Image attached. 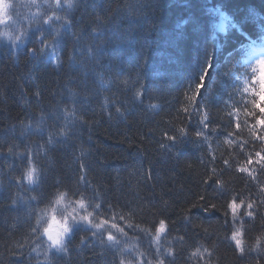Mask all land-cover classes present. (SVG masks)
<instances>
[{"label":"trees","instance_id":"16d2710c","mask_svg":"<svg viewBox=\"0 0 264 264\" xmlns=\"http://www.w3.org/2000/svg\"><path fill=\"white\" fill-rule=\"evenodd\" d=\"M209 2L74 0V9L63 16L71 21V29L62 27L63 20L55 26L64 35L76 32L84 38L83 43L68 44L61 38L55 52L45 49L48 59L44 61L29 58L26 51L40 46L35 40L39 33L32 28H28L26 38L30 44L25 48L0 45V151L5 153L0 156V264H120L121 259L126 264H137L138 259L143 264H156L158 247L161 253L172 249L173 264H204L209 259L212 264H254L255 253L238 259L234 245L225 239L231 235L232 221L229 217L225 224L223 209L211 215L196 210L186 212L200 195H208L221 205L234 194L247 201L250 194L257 193L256 183L237 169L247 166L248 156L264 147L251 136V126L264 117L259 111L264 102L259 99L261 104L245 90L243 55L237 52L242 51L244 43L239 32L255 33L252 25H261L264 0ZM82 5L87 11H82ZM215 8L229 23V30L217 35L216 42L210 36L212 25L208 22L216 18L212 11ZM176 19L181 34L172 39L166 27ZM110 27L115 39L106 37ZM93 28L99 31L93 33ZM136 30L137 36L133 34ZM89 47L94 50L92 55L88 54ZM106 49L117 53L118 58L122 55V59H131L141 69L128 76L122 74L123 67L108 59ZM213 49L218 57L226 58L214 69L209 68L207 76L203 66L206 59L215 60ZM101 52L104 57L99 55ZM54 56L59 57V64ZM149 66L153 69H146ZM223 73L230 78L224 80ZM201 75L205 76L202 82ZM198 82L202 85L199 93ZM37 92L41 93L39 98ZM193 96L194 101L190 99ZM65 110L74 111L67 121ZM42 113L45 118L41 133L36 125ZM206 114L209 128L205 130L200 121ZM65 124L68 139L61 145L48 146L49 132L58 133ZM180 127L186 129L187 138H180L173 147L165 134L179 137ZM257 129L264 133L259 125ZM197 130L204 136L197 138ZM78 134L81 140L76 138ZM9 146H14L15 153L31 149L35 166L44 177L41 188L15 182L28 161L26 155H6ZM224 160L229 161V166L224 165ZM81 164L86 165L83 171ZM249 167L264 183L259 166ZM81 175L91 184L90 188L87 183L80 185L87 210L91 212L99 204L98 212L105 211L103 217L93 216V222L109 219L126 235L117 233L120 244L109 246L106 233L105 244L101 245L99 236L93 239L90 232L74 230L66 242L68 253L57 254L47 248L42 236L49 212L56 204L57 190L53 185L63 181L68 187L60 190H75V180ZM209 177V183L203 184ZM217 179L222 181L223 194L218 191L220 185L214 183ZM40 191L46 198L32 200ZM12 198L18 200L16 206L11 205ZM79 198L69 193L63 201L73 208L72 201ZM186 214L191 223H185ZM38 217H42L39 238L29 235V225L36 226ZM160 219H166L167 228L157 242L152 237ZM246 227L249 244L264 231L259 217ZM180 236L185 237L183 242ZM131 242L143 251H133ZM18 244H24V248L19 249ZM197 248L203 260L199 255L191 257ZM205 248L212 252L211 257ZM21 252L23 256L19 258ZM165 260L168 264L171 258Z\"/></svg>","mask_w":264,"mask_h":264},{"label":"snow or ice","instance_id":"6c2138e0","mask_svg":"<svg viewBox=\"0 0 264 264\" xmlns=\"http://www.w3.org/2000/svg\"><path fill=\"white\" fill-rule=\"evenodd\" d=\"M44 3L47 4V6L51 9H53L51 15H45L42 12L34 13L32 19H28L25 17L24 19L27 21V24L29 28H32L34 32H38L39 35L35 37L36 44H39V47H36L35 45L33 47H28L26 49L27 53L31 57H35L38 60H45L48 59V55L45 52V49H52L53 52L57 49L59 45V41L64 35L60 31V28L55 26V21H61L63 20L62 27H65L66 29H71V21L67 17H61L57 14L56 10H63L65 7L72 8L74 6V0H44ZM36 6L37 8L40 7L38 4V0H24L23 7H31ZM20 5L15 2V0H0V26H4L5 28L9 25H18L17 17L20 16V13L18 11ZM98 21H101V18L97 16L96 18ZM103 23V21H101ZM44 26H47L45 28ZM99 31V28H93L92 32L96 33ZM19 34L12 39V46L15 48L17 46V41L23 45L25 44V37L29 35L28 28L24 27H18ZM0 37L3 38H10L11 33L5 30H0ZM94 53V50L89 47L88 54L92 55ZM262 56H264V53H262ZM53 59L59 64V57H53ZM257 63L264 68V58H261L257 61ZM205 76L201 75L199 78V81H204ZM201 83L198 82L196 84V92L199 93L201 89ZM41 93L37 92L36 96L39 98ZM141 96V93L138 91L136 93V97L139 98ZM191 100H195L196 97L193 96L190 98ZM255 106V105H254ZM117 112L120 111L119 108L116 109ZM185 112L188 111L187 108L184 109ZM259 111L261 113H264V106H261ZM73 112H69L67 110L64 111V117L67 121L69 116H73ZM44 114H41V119L36 125V129L42 133L41 124L44 121ZM200 123L203 126V129L209 128V117L206 114L204 118L200 121ZM257 125H259L261 128H264V117H261L260 119L256 120V123L251 126V136L254 141H259L262 145H264V133L260 132L257 129ZM235 127L239 129L240 125L239 123L235 124ZM179 137L175 135L167 136V139L172 142V146L175 147L178 142H180V138H187V132L184 127H180L178 129ZM49 138L47 141L48 146H55L56 144L63 143L65 140L68 139V131H67V124L63 128L59 130V132H49ZM231 135V133H229ZM195 136L197 138H200L204 136V132L201 130H197L195 132ZM54 137H60L63 139H55ZM14 146H9L7 149L6 155H21L27 157L28 165L25 168L23 174L21 177L16 178V183L18 185L26 182L29 186H35L36 188H41L44 184V177L41 173V170H39L35 166V156L32 153L31 149H26L25 153H15L13 151ZM41 150H44V145H41ZM171 150V149H169ZM5 155L4 152L0 151V156ZM224 165L227 167L229 166V161L224 160ZM245 167H240L237 169L240 173H247V175L251 178V181L256 183L258 187V192L254 194H250V197L247 198V201L242 195L240 194H234L231 199H227L224 204L217 205V203L212 202V200L209 198L208 195H200L198 197V200L196 202H193L190 207L186 210L187 213H191L193 210H196L197 212H202L206 214H214L216 212H220L221 209L222 215L225 220V224L227 225L229 217L232 221V231L230 236H225V239H228L232 242L234 245L233 251L234 254L238 259H243L244 257L248 256L251 253H255L256 257L254 260V264H264V231H261L258 235H256L255 240L253 243L249 244L245 237L247 236L248 229L246 225L249 222L254 223L255 220L259 217L262 221V227H264V183H260L258 181L257 175L255 174V169L250 168L249 166L252 165H258L259 170L261 172H264V147H261L260 150L255 151L253 154H250L246 160ZM81 170L86 169V165L81 164L80 165ZM215 171V170H214ZM150 178V177H149ZM70 179V178H69ZM209 177L208 179L203 180V184L207 185L209 183ZM87 183V187L90 188L91 184L90 182L85 181V176L81 175L77 180H75V190L69 188L68 192L60 190L61 187H68V185L64 184L63 181L57 182L56 185H53V187L56 188L57 194H56V204H60L61 201L71 193V195H79L81 198L76 199L72 201V203L75 205L72 208V211L67 212L66 215H64L62 221L60 222L62 224V228L56 232V234H53L52 229L49 227L43 228V235L47 237V241L50 243L47 244L48 249H54L57 253H68V247L65 243V237L66 235H69L74 230H82L84 232H90L93 239L100 237V243L101 245L105 244L104 235L106 233V240L108 242L109 246H115L120 244V240L117 237V233L126 235L124 233V229L119 227L117 223L111 222L109 219L101 218L99 223L93 222V212H89L86 207V198L84 192L80 191V185ZM216 185H220V188L218 189L219 193L223 194V184L222 181L217 179L214 181ZM29 190H35L33 188H30ZM51 195V194H47ZM255 197V198H253ZM46 198V194L43 191L38 192L37 196H32V200H38ZM20 203H27L26 201H19ZM18 204V200L16 198H12L11 205L16 206ZM165 204H167V201H165ZM97 209L100 207L98 204ZM111 207V205H109ZM77 208L82 210L77 211ZM29 212H31V209H29ZM247 218V219H245ZM52 219V218H51ZM121 220L124 219L123 216L120 217ZM185 223H191L190 216L188 214L184 215L183 217ZM41 220L42 217H38L36 220V226L30 227L29 235H35L37 238H39L40 232V226H41ZM239 221L237 224L236 222ZM129 227H132V225H128ZM167 223L166 219H160L158 226L155 228V235L152 237L153 240L159 241L161 239V234L166 232ZM114 230V231H113ZM87 237H81L80 243H85ZM178 239L183 242L185 237L180 236ZM17 247L19 249L24 248V244H18ZM35 251L36 249H32ZM123 251V250H121ZM204 252L208 253V256H212V252H210L207 248L204 249ZM200 256V259L203 260V255L200 254V249L197 248L196 251H193L191 253V257ZM23 253H20V257L22 258ZM45 256H47V251L45 252ZM157 261L156 264H166L165 257H170L171 260L168 261V264H173L175 260V255L172 251V249H167L164 253H161L159 250V247L157 248L156 252ZM190 257V258H191ZM120 264H125V261L123 259L120 260ZM128 264H132V261H129ZM137 264H143V261L137 260ZM148 264H152L151 261L148 262ZM204 264H212L211 260L204 261Z\"/></svg>","mask_w":264,"mask_h":264},{"label":"rangeland","instance_id":"374dc122","mask_svg":"<svg viewBox=\"0 0 264 264\" xmlns=\"http://www.w3.org/2000/svg\"><path fill=\"white\" fill-rule=\"evenodd\" d=\"M15 2L20 5V7L18 9V11L20 13V16L17 17L18 25H9L6 28L4 26H0V30H5V31H8V32L11 33V37L10 38L0 37V45H3L5 47L11 48V49H23V48L26 47L27 44H30V42L28 41V39L26 37L24 38L25 39V44L21 45L17 41V46L15 48H13V46H12V39H14V37L19 34L18 27L29 28V26L27 24V21L24 18L27 17L28 19H32L33 18V14L34 13H38V12H42L45 15H51L53 9L49 8L47 6V4L44 3V0H38V4L40 5L39 8H37L36 6L23 7L24 0H15ZM81 9H82V11H87V9H86V7L84 5H82ZM68 10H69V8L65 7L63 10H56V11H57L58 15L63 17L64 14H66L68 12ZM57 22H60V21H55L54 22L56 26H58ZM216 26H217L216 27L217 30L221 31V23H218ZM44 27H46V26H44ZM211 30H212V28H211ZM262 53H264V52L257 53L258 57L255 59L256 62L258 60H260L261 58H264V56H262ZM48 54H50L51 57H52L51 52H49ZM29 58H33V57L29 56ZM33 59H36V58L34 57ZM253 60H254V58H253ZM52 67L54 69H58L56 65H52ZM257 73H258V76H257L258 77V81L260 82V84H264V68H262L258 63H257ZM112 88L116 89L115 86L112 87ZM144 110H146V109L144 108ZM59 145H61V143H59ZM24 183H25V185H27L26 182H24ZM27 186H29V185H27ZM70 211H72V208L67 207L66 205H64L62 203L56 204L54 209H53V212H51V216L49 218V222L51 221V218L53 216L56 217V220L58 222H61L63 217H64V215H66L67 212H70ZM77 211H81V210L77 208ZM55 230H56V227H55V225H53V231H55ZM67 236L68 235H66L65 240H66ZM43 237H44V239L46 241V245L48 243H50L49 241H47V237L46 236L43 235ZM49 250L57 253L54 249H49Z\"/></svg>","mask_w":264,"mask_h":264},{"label":"bare ground","instance_id":"6f19581e","mask_svg":"<svg viewBox=\"0 0 264 264\" xmlns=\"http://www.w3.org/2000/svg\"><path fill=\"white\" fill-rule=\"evenodd\" d=\"M116 1V0H115ZM118 1V0H117ZM208 2H209V0H208ZM211 2H209V4H210ZM208 4V5H209ZM69 9H71V10H73L74 8H69ZM201 9H202V12L203 11H205V9H204V5H202L201 6ZM218 9V8H217ZM69 11V10H68ZM208 18V17H207ZM208 22H209V24L210 25H212L213 26V21L211 20V19H208ZM179 25H180V22H179V20L178 19H176V20H173V23L172 24H169V26H167L166 27V31H168L167 33L170 35V37L172 38L173 36L176 38H178V36H177V34L178 35H180L181 34V30L179 29ZM229 30V23H227L226 22V24H225V26L222 28V30H221V32H222V34H224V33H226L227 31ZM114 30L110 27V30L108 31V33L109 34H107V33H105L107 36L106 37H111V38H113V39H115L114 38ZM133 34L135 35V36H137V34H138V31L136 30V31H133ZM62 38H65L66 39V41L68 42V44L70 43V41H76V42H78V43H83L85 40H84V38L83 37H81V36H78L77 35V33L76 32H73L72 34H65V35H63L62 36ZM180 38V37H179ZM173 39V38H172ZM60 42V41H59ZM257 48H258V51L259 52H264V49L261 47V46H259V45H257ZM67 50V49H66ZM16 51V50H15ZM106 51L108 52V53H110V52H112V50L110 49V50H108V49H106ZM238 53H240L241 55H243V54H245V53H247L248 52V50H245V51H241V52H239V51H237ZM99 55L102 57L103 56V52H101V53H99ZM212 55H214V58H215V60H208V59H206L205 60V63H204V66H203V68H205V70H204V72H205V74L208 76V74L211 72L210 71V69L209 68H211V67H213L212 69H214L216 66H214V65H217L220 61H224V59L226 58V57H224L223 55H222V57H218L217 55H219L218 53H217V51H216V49H213V53H212ZM121 56L122 55H120L119 56V58H118V54L116 53V54H114V53H110L107 57H108V59L112 62L113 60H115V61H117V63L119 64V65H121L122 67H123V70L124 71H121V73L122 74H124V73H128L126 76H128V75H130V74H132L136 69H141L140 68V66H138V65H135V64H132L131 63V59H122L121 58ZM104 57V56H103ZM118 58V59H117ZM217 59V60H216ZM251 60V58H250V55L249 56H247V57H245L243 60ZM38 60V59H37ZM38 61H40V60H38ZM130 64H132L133 66H131ZM151 66H156V64L155 65H151ZM151 66H149V67H146V69H149V70H152L153 68L151 67ZM243 66V65H242ZM145 69V70H146ZM210 71V72H209ZM220 74L218 75V78L219 79H221L220 77L222 76V73L221 72H219ZM223 75H224V80H227L228 78H230V76L229 75H227L226 73H223ZM243 81H244V79H243ZM232 82H230V85H232L231 84ZM259 81L257 82V88L259 89ZM258 94V92L255 94V96ZM76 134V133H75ZM80 134H78V136L76 137V138H80V140H81V137L79 136ZM74 137H75V135H74ZM90 212V211H89ZM91 212H93V216L94 217H96V216H99V215H101L102 217L104 216V213H105V211H102L101 212V214L98 212V209H97V207H94L93 208V211L91 210ZM98 221V220H97ZM100 221V220H99ZM89 234V233H88ZM88 234H86V236H88ZM151 242V241H150ZM131 247H132V249H133V251H139V252H142L143 251V249L141 248V246L139 245H137L136 243H134V242H131ZM111 251V250H110ZM112 253V252H111ZM127 262H125V264H126Z\"/></svg>","mask_w":264,"mask_h":264},{"label":"clouds","instance_id":"9594fccd","mask_svg":"<svg viewBox=\"0 0 264 264\" xmlns=\"http://www.w3.org/2000/svg\"><path fill=\"white\" fill-rule=\"evenodd\" d=\"M53 225H55L56 227L55 231H53ZM49 226L52 229L53 234H56V232H58L62 228V224L56 220L55 216L52 217L51 221L48 223L46 227H49Z\"/></svg>","mask_w":264,"mask_h":264}]
</instances>
